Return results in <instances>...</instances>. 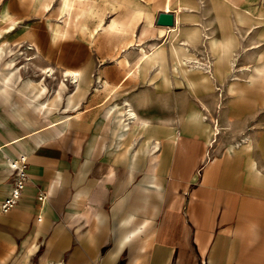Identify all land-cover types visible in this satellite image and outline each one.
I'll use <instances>...</instances> for the list:
<instances>
[{
    "label": "crops",
    "instance_id": "obj_1",
    "mask_svg": "<svg viewBox=\"0 0 264 264\" xmlns=\"http://www.w3.org/2000/svg\"><path fill=\"white\" fill-rule=\"evenodd\" d=\"M105 6L113 8L112 0ZM159 12L172 13L175 26L154 22L156 34L180 32L181 20L212 24L210 37H201L212 50L221 47L218 82L241 40L264 30V0H173ZM0 22V39L18 24L5 5ZM59 29L52 28L54 40L66 37ZM120 29L101 32L122 39ZM188 30L182 44L200 38L199 28ZM134 38L127 47L135 62L95 58L63 70L61 80L50 68L38 80L26 77L5 61L0 43V206L12 188L8 161L26 156L28 177L14 208L0 212V264H264V128L246 133L240 148H219L218 139L214 147L199 104L189 90H176L193 91L192 82L178 84L170 69L155 78L165 44L138 43L141 31ZM186 51L171 45L184 56L180 64L193 59ZM262 66L239 70L249 81L226 84L235 94L225 125L264 106ZM209 76L208 86L212 70ZM134 77L139 83L123 91Z\"/></svg>",
    "mask_w": 264,
    "mask_h": 264
},
{
    "label": "rangeland",
    "instance_id": "obj_2",
    "mask_svg": "<svg viewBox=\"0 0 264 264\" xmlns=\"http://www.w3.org/2000/svg\"><path fill=\"white\" fill-rule=\"evenodd\" d=\"M105 1L107 0H83L82 5L75 4L73 10L74 15L81 12V10L88 12L93 7L97 18L86 17L81 24L72 22L67 27L66 37L54 40L52 38V28L57 29L58 26L60 28L62 26L59 32H62L64 29L66 0H60V5L59 0H41L40 3H36V0H0V6L5 5L9 13L18 23L17 27L8 31V33H3L0 39V43H4L8 47V54L5 57V61L9 62L11 60L13 67H18V70L23 75L31 77L34 80H38L40 76H44L43 71L48 68L53 69L54 76L58 80H61L63 70L79 69L85 63L87 64L89 61L93 62L95 58L115 60L119 64H122L124 59L135 62L137 58L136 50L133 47H127V43L134 41L136 39L134 37L141 31V38L138 43L144 42L146 43L145 45H151L152 48L163 43L165 44L157 59L160 66L154 73L155 78H159L160 80L165 79L170 69L173 76L178 80V84H180L181 80H185L186 83L192 82L193 91L181 85H177L176 90L177 92L185 91L186 89L189 90L190 94L188 93V95L192 96L199 104L203 112L202 118H206L207 120L205 122L211 124L214 133L212 137L214 147L216 146L214 140L218 139L219 148L224 149L228 146L235 149L240 148L245 145L241 141L246 133L252 137L264 128V106L258 108L255 114H252L248 118L246 117L244 120H233L234 123H228L229 126L225 125L227 123L223 118L224 111L226 112L227 105L230 104L229 101L232 95L235 94L231 89L232 87L226 84L249 81V72L245 71L248 75L244 76L241 75L239 70H251L253 73L255 67L260 68L262 66L261 64L264 63V55L259 54L260 49L264 47L263 28H255V32L250 35L251 37L249 36L241 40L243 43L238 45V48L230 53L227 62L229 75L225 82H218L216 78L217 69L224 68L220 61H218V58L220 59L221 57V47L216 45L215 50H212L208 41H205L201 37L203 32L210 37V29L214 31L212 24H208L207 22H185L181 20L179 21L180 32L173 33L167 31L168 34L166 32L163 35L156 34V30L159 29L154 27L155 19L161 13L159 10H167L168 0H112L113 8L106 7ZM180 3L182 4V2ZM136 6H140L142 10L139 12L132 11V7L134 8ZM177 7H179V3L173 5V9ZM171 8L172 6L169 9L171 10ZM100 17H102L103 24H107L113 18L121 19L119 23L120 25H124H122V30L126 37L120 39L118 35L120 33L99 32L91 41L87 31L93 30L98 25ZM194 25H200V27ZM263 25L264 23L262 27ZM5 26V24L0 22V30L5 28ZM198 28V31L201 32L197 36L200 38H194L192 36V39H194L193 42L191 41L187 45L182 44L186 40V36L182 32L186 29H190L188 31L192 32L193 29ZM259 30L263 31L257 32ZM170 36H173L171 39L172 43H170L171 41L168 43ZM171 45L175 46L177 51L178 48H187L188 51L186 53L194 60H198L200 63L202 62L203 65L208 61L212 63L210 67L215 77L210 78L211 84L209 83V86L204 76H210L206 71L201 70L203 67L199 65L197 68L196 66L198 65L195 64L196 62L192 64L178 63V59L182 60L184 56L182 54L174 55L171 52ZM27 47H31L32 50H25ZM245 48H252V51L247 54ZM169 59H171V64L168 65ZM242 63H246L249 66L240 68ZM191 65L194 67L191 68ZM116 72V70L113 71L111 69L107 75L111 77ZM260 73L264 74V71ZM135 78L129 79L123 87V91L128 89L127 84L138 82ZM237 89L239 90L240 86ZM238 90L237 94L240 91ZM194 92H197V94H194ZM118 93H120V90ZM220 94H222V97H219ZM207 97H211L212 100L210 101ZM204 99L207 101H204ZM209 101L214 102L212 107H210ZM219 104L220 107H217ZM216 126L220 128L219 135H217L219 129L217 128V130ZM238 144L239 146H237Z\"/></svg>",
    "mask_w": 264,
    "mask_h": 264
},
{
    "label": "bare ground",
    "instance_id": "obj_3",
    "mask_svg": "<svg viewBox=\"0 0 264 264\" xmlns=\"http://www.w3.org/2000/svg\"><path fill=\"white\" fill-rule=\"evenodd\" d=\"M172 2H173V0H168V3H167V6H166V8L167 9H169L171 6H172ZM65 4H66V18H65V21H64V29H63V31L62 32H59V34H66L67 33V27H69L70 25H71V23L73 22V23H80L81 24V22L86 18V17H94V18H97L96 17V14H95V12L93 11V7H91L90 9H89V11L88 12H86L85 10H81V12H78L76 15H74L73 14V10H74V5L75 4H78V5H82L83 4V0H66V2H65ZM97 7V6H96ZM81 8H82V6H81ZM95 9V8H94ZM140 10H142V8L140 7V6H136V7H132V11H137V12H139ZM128 12H131V11H128ZM72 19H74V21H72ZM87 20H88V18H87ZM120 20V19H119ZM9 25H10V23H9ZM12 25V24H11ZM123 25V24H122ZM122 25L120 26V24H119V22H118V20L117 19H112V21H110V23L108 24V26L106 27V26H104V24L102 23V20H101V18H100V20H99V22H98V25L94 28V30H92V31H88L89 32V37L92 39L93 38V36L94 35H97L99 32H101V31H104V30H106L107 32H108V30H117V28H119V27H122ZM124 26V25H123ZM10 27V26H9ZM83 27H84V25H83ZM173 28V27H172ZM166 29H171V28H166ZM85 30H86V27H85ZM122 29H120V31H121ZM118 31V30H117ZM122 32V31H121ZM205 39V38H204ZM214 41V40H213ZM212 41V42H213ZM132 43V41H129L128 43ZM128 43H127V45H128ZM133 44V43H132ZM131 44V45H132ZM213 46V45H212ZM140 47V46H139ZM214 49V48H213ZM25 50H32L31 49V47H27ZM152 52V51H151ZM149 55H147V54H145L144 56L143 55H140V58L139 59H146L147 57H148ZM31 60V59H30ZM208 60H209V58H208ZM194 62H196L195 64L196 65H198V66H196L197 68L199 67V65L200 66H202L203 67V69H201V70H204V71H206V73L207 74H211V62L210 61H206L207 63L205 64V65H203L202 64V62L200 63L198 60H194V59H192V60H187V61H185V64H192V63H194ZM194 66H192L191 65V68H193ZM47 76H48V74H47ZM73 80V79H72ZM131 119V118H130ZM217 127V126H216Z\"/></svg>",
    "mask_w": 264,
    "mask_h": 264
},
{
    "label": "built area",
    "instance_id": "obj_4",
    "mask_svg": "<svg viewBox=\"0 0 264 264\" xmlns=\"http://www.w3.org/2000/svg\"><path fill=\"white\" fill-rule=\"evenodd\" d=\"M8 168L13 172V181L10 195L1 203L0 212L2 214H6L14 208L28 183V177L26 174L27 157L20 155L15 161H8ZM38 200L43 201L44 197L38 196Z\"/></svg>",
    "mask_w": 264,
    "mask_h": 264
},
{
    "label": "water",
    "instance_id": "obj_5",
    "mask_svg": "<svg viewBox=\"0 0 264 264\" xmlns=\"http://www.w3.org/2000/svg\"><path fill=\"white\" fill-rule=\"evenodd\" d=\"M155 25L161 28H172L175 26L174 15L172 13L161 12L157 15Z\"/></svg>",
    "mask_w": 264,
    "mask_h": 264
}]
</instances>
